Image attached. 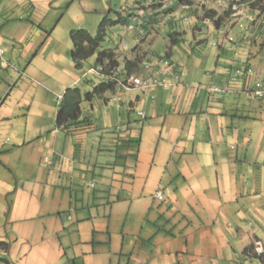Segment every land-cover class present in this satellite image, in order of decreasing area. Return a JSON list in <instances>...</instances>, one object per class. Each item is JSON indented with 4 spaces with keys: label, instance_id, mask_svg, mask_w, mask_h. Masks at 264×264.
<instances>
[{
    "label": "crops",
    "instance_id": "0c3cea01",
    "mask_svg": "<svg viewBox=\"0 0 264 264\" xmlns=\"http://www.w3.org/2000/svg\"><path fill=\"white\" fill-rule=\"evenodd\" d=\"M67 1L0 0V77L6 69L0 81V264H226L258 242L264 253L256 234L264 232V97L250 95L256 82L264 87V63L255 51L233 54L228 33L226 45L217 42L211 68L206 52L195 54L206 44L205 29L218 35L244 27L245 18L254 29L258 11L249 8L214 29L197 15L187 59L172 48L179 33L167 41L166 58L176 69L165 76L167 87L118 83L111 98L102 95L103 108L81 109L80 119L89 118L91 127L67 133L56 124L61 90L80 85L92 68L77 67L69 50L54 46L48 31L54 22L36 27ZM219 1L227 8L233 0ZM168 9L164 14L175 13ZM143 39L136 46L144 63L159 65L164 57L142 50ZM46 54L59 70L51 90L12 96L16 84L11 88L9 81L25 74L15 61L28 62L29 73ZM152 71L143 68L140 75L161 76ZM96 85L81 87V104ZM211 86L224 91L209 93ZM158 190L164 200L155 196Z\"/></svg>",
    "mask_w": 264,
    "mask_h": 264
},
{
    "label": "rangeland",
    "instance_id": "374dc122",
    "mask_svg": "<svg viewBox=\"0 0 264 264\" xmlns=\"http://www.w3.org/2000/svg\"><path fill=\"white\" fill-rule=\"evenodd\" d=\"M149 1L152 0H69L66 2V4L60 7L56 5L57 9L52 10L47 21H45L44 24L41 26L36 25V27L38 30L41 27L42 30L48 27L49 21L50 23L54 22L52 26H49L48 28V31L53 30L52 34L54 32V36L56 37L53 42L54 46L58 48V50L61 52L65 48V51L69 50V54H71L72 39H71L70 31L72 29H80V28L86 29L91 35H96L98 33L99 24L103 19V17L106 16L109 17L110 19H115L118 14L124 16L133 9L135 11H133L132 13L136 12L137 9H143L145 14L140 16L139 18L140 21L137 23V26L133 30H128L127 27L128 25L126 23L108 26L106 29L105 40L102 42L101 47L97 49L96 53L93 56L89 57L87 60L84 61L85 68L87 67H91L92 69L97 68V65H95V60L98 52L103 49H114L115 51H117V53L120 56L119 63H120V67L122 68L124 57L126 55L131 54L132 49L136 47L138 39L144 38L139 43L142 44L141 45L142 50L147 49L150 50L151 54H155V56H162L166 58V54L168 51L167 41L170 39L171 35H177L178 33H179L178 37L180 38V40L179 38H177L178 44L173 45L172 48L174 51L181 50L180 56L182 58L187 59V57L190 56L187 52V48L191 46L190 42L192 41V23L196 21L197 19L196 16L198 15V17H201V20H205L203 15L206 9H210V8L216 9L219 14H222L226 9L225 8L226 6H222L219 0H192L193 2L190 8H183L179 0H173V4L170 5V7L171 9L174 10L175 12L174 14L172 15H169L170 13L164 14L162 8L157 6L154 9L155 13H151L150 16V14H146L148 10L151 8V7L148 8L150 6V5L148 6L147 4ZM233 5L234 4L229 5L227 6V8L232 6V9L234 11L233 14H235V12L238 13L239 11H241V13L238 16L232 17L230 19L240 18L241 16L245 15V13L248 12L250 13L249 8L256 9L258 11L257 18L254 19V21H252L255 27L254 29H252L250 22L251 20L245 18L242 21L244 27H239V25H236V27L232 28V30L229 27L224 28L223 32L218 35L215 32H209L207 34L206 32L208 30L205 29L204 30L205 34L203 36L206 38V42H205L206 44L200 49V55L199 53L195 52L196 48L194 49V52L199 57H201L205 52L207 53V61H208L207 67L209 68L212 67L214 62V59L211 61L213 54L219 51V45L217 42L218 41L219 43L222 42L224 45L227 44L224 37V33H228V35L232 36L235 39L233 45L234 50L232 51L233 54L236 50H238L240 54L244 53V56H246L248 52L253 53L255 51L254 57H260V59L264 63V25H263L264 0H259V2L258 0H241L240 3H237L234 7ZM136 6L138 8H135ZM254 6L257 7L255 8ZM36 9H38V11L40 9L43 10V5L39 3L36 4ZM62 11H64V14ZM253 14H255V12ZM180 16H183L185 18H180ZM230 19L227 20L226 18L225 21L227 20L226 22L229 23ZM146 21L148 22V24H146L147 23ZM130 22H131V17L128 18L127 23ZM143 24H146L148 28L143 31L142 35L135 36L137 34L136 32L137 28H142L140 26H143ZM205 26H201V27L207 28ZM213 27L214 25L212 23L210 25V28L214 29ZM242 32L245 34V38H243L242 41L241 40L238 41L237 36L242 37L243 36ZM149 33H151L152 36ZM185 33L187 34L186 37H185ZM180 34L183 36H181ZM254 44H258L259 46L262 45L263 48H260L259 46H254ZM149 46L150 49L148 48ZM254 57L250 58L251 64H252V59ZM27 64L28 62L26 64H23V63H17V61H15V65L18 66L21 71H24L25 74L20 75L19 73H17L15 75L16 80L14 84L13 82L9 81L10 86H12L11 88H13V86L16 84V86H14V89L12 91V96L17 94H19L20 96L32 95L29 96L32 98L35 96V94L44 91L43 90L44 88L50 89L51 86H54L52 85V83H54L52 79V75L58 73L59 70L57 71L55 70V59H51L49 57V54H46L43 58H37L35 63H33L32 67L30 68L29 73H27L25 69V65ZM45 69L49 70L52 73H48V76L43 75L42 72H46ZM5 70L6 69H4L3 71L1 70L2 75L0 77V81L5 80L6 77ZM26 77L29 79L27 80L28 81L27 83L23 81V79ZM88 83H91L92 85L94 84L96 85L100 83V78L95 74H88L86 78L82 79V83L80 84V86L82 87L83 85ZM11 88L9 89V91L11 90ZM66 88L67 87H64L63 90H61V93L66 91ZM112 95L113 94L110 91H107L106 96L108 98H111ZM106 96L95 97L92 103H90L91 101L89 102V100H87L84 97L81 104V109L89 114L90 112H93L95 108L97 110L99 108H103L104 97ZM56 100L57 102L56 101L55 102L58 109L59 103L57 97ZM90 116L93 117V115ZM91 134L92 132L86 133L88 138H90ZM115 213L117 214V211H115ZM119 215L122 216L123 218V216L125 215V211H120ZM118 219L119 220H116L113 223V225H115L116 222L121 221V218ZM252 228L253 229L256 228L255 223ZM249 230H251V228H249ZM257 231L258 232H256V234L258 235V237L262 242V245L264 246V232L262 230H257ZM255 247L258 253H262L263 250L261 248L260 242H258L255 245ZM209 263L223 264V260H219V261L213 260V261H209ZM225 263L226 264L229 263L230 264H264V260L260 261L255 258H246L243 255L242 251L238 250L236 254L234 253V257L231 260L228 259L227 261H225ZM106 264H109V261Z\"/></svg>",
    "mask_w": 264,
    "mask_h": 264
},
{
    "label": "trees",
    "instance_id": "16d2710c",
    "mask_svg": "<svg viewBox=\"0 0 264 264\" xmlns=\"http://www.w3.org/2000/svg\"><path fill=\"white\" fill-rule=\"evenodd\" d=\"M164 1L165 0H162L161 2L151 4L148 7L151 8L146 14L151 15V13H155L154 9L157 6L161 7L162 4H164ZM169 1L172 0H166L168 4L162 9L166 10L168 7H170L171 3L169 4ZM179 2L180 4H189L191 6L193 1L179 0ZM232 4L233 1L230 2V5ZM170 10L172 9H168V11ZM233 13L234 11L232 9V6L226 8L222 14H219L216 9L210 8L204 11L203 16L204 19H209L210 22H212L216 28H219L226 18L227 20L232 18ZM130 16L131 15L128 14L124 16L118 14L115 19L103 17L99 24L98 33L96 35H91L86 29L82 28L72 30L71 57L75 62V65L77 67H80L85 60H87L89 57L93 56L96 53L97 49L101 47L102 42L105 40L106 29L108 26L124 23L127 24L128 18ZM137 48V46L133 48L132 57L124 58L122 68L120 67V56L117 51H115L114 49H103L99 51L95 60V65H97V68H101V75H97L100 78V83L94 86L93 90L87 91L84 97L87 100L92 101L95 97L102 96L105 92L114 90V88L118 84L115 78L120 79L121 81H125V79L134 74H140L143 69V64L146 61V57L145 53H141L140 50H138ZM81 100L82 99L80 85H76L74 87H69L66 89L63 94V100L60 103V107L56 116V124L58 129L67 133H71L80 129H87L92 126V123L89 118L85 117L83 119H80ZM243 255L246 258H255L260 261L264 260V253H258L256 251L254 243L249 244L244 248Z\"/></svg>",
    "mask_w": 264,
    "mask_h": 264
},
{
    "label": "built area",
    "instance_id": "2783aa9c",
    "mask_svg": "<svg viewBox=\"0 0 264 264\" xmlns=\"http://www.w3.org/2000/svg\"><path fill=\"white\" fill-rule=\"evenodd\" d=\"M162 0H152L149 1L147 4H153L155 2H161ZM166 0L163 2V7L167 6L168 3H165ZM240 0H233V7L239 3ZM172 3V1H169V4ZM229 6V5H228ZM144 11L143 9H140L137 11V15L132 17V21L131 23L128 24V30H132L134 29L135 25L138 23V18L139 16L143 15ZM181 18H184L181 16ZM208 23V22H207ZM3 51L0 49V54H2ZM143 68H145L146 71H150L151 73L153 72L152 69L154 68L155 71H157L159 74H161V76L157 77V76H145L143 77V75L140 74H134L130 77H128L125 82L121 81L120 79L115 78V80L121 84V86L124 89H135V88H140L141 90L144 89H148V88H152V87H158V86H162V87H167L168 83H167V78L165 77L169 72H174L176 73V69L175 66L166 58L160 59V64L157 65L155 64V66H153L151 63H144L143 64ZM101 68L98 69H92L91 72L93 74H99L100 73ZM246 72L248 74H251L253 72L252 68H246ZM237 73H241V70H237ZM177 77V76H176ZM175 77V78H176ZM113 79V78H111ZM209 93L212 92H222L224 91V89H222L221 87H213L211 86L208 90ZM250 95L254 96V97H258V98H263L264 97V87L261 85L260 82H256L252 88V90L250 91ZM139 116H143L142 112H138ZM159 200H164V193L162 190H158L156 192L155 195Z\"/></svg>",
    "mask_w": 264,
    "mask_h": 264
},
{
    "label": "clouds",
    "instance_id": "9594fccd",
    "mask_svg": "<svg viewBox=\"0 0 264 264\" xmlns=\"http://www.w3.org/2000/svg\"><path fill=\"white\" fill-rule=\"evenodd\" d=\"M156 3V2H155ZM166 3V2H165ZM173 4V0H172V3H171V5ZM151 5V4H150ZM189 4H186V5H184V4H182V6H184L185 8H190V5L188 6ZM149 6V5H148ZM161 8H164L163 7V4H162V6H161ZM140 10V9H139ZM138 11V10H137ZM137 11L136 12H134V13H132L131 14V21H132V17L133 16H136L137 15ZM144 11V10H143ZM144 15V14H143ZM183 17V16H182ZM139 18H140V16H139ZM139 18H138V20H139ZM180 18H181V16H180ZM185 18V17H184ZM205 20H208V21H210L209 19H205ZM139 22V21H138ZM131 23V22H130ZM129 23H127V25H128ZM137 26V24L135 25V27ZM135 27H134V29H135ZM133 30V29H132ZM163 59V58H162ZM166 59H168V58H166ZM169 60V59H168ZM170 61V60H169ZM94 69H98V68H94ZM95 75H101L100 73L99 74H95Z\"/></svg>",
    "mask_w": 264,
    "mask_h": 264
}]
</instances>
